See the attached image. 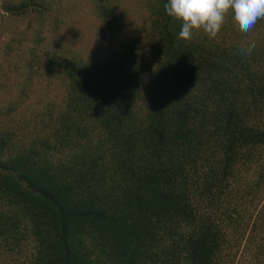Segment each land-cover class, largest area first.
<instances>
[{
    "label": "trees",
    "instance_id": "1",
    "mask_svg": "<svg viewBox=\"0 0 264 264\" xmlns=\"http://www.w3.org/2000/svg\"><path fill=\"white\" fill-rule=\"evenodd\" d=\"M86 1L0 0V264H264V20Z\"/></svg>",
    "mask_w": 264,
    "mask_h": 264
},
{
    "label": "clouds",
    "instance_id": "2",
    "mask_svg": "<svg viewBox=\"0 0 264 264\" xmlns=\"http://www.w3.org/2000/svg\"><path fill=\"white\" fill-rule=\"evenodd\" d=\"M165 11L181 24L179 38L191 41L194 33L203 32L215 39L231 14L241 32H251L264 20V0H168ZM256 45L251 42L242 55H250Z\"/></svg>",
    "mask_w": 264,
    "mask_h": 264
},
{
    "label": "rangeland",
    "instance_id": "3",
    "mask_svg": "<svg viewBox=\"0 0 264 264\" xmlns=\"http://www.w3.org/2000/svg\"><path fill=\"white\" fill-rule=\"evenodd\" d=\"M67 1V0H66ZM72 2H75L77 0H70ZM87 2L86 0H78L76 8H81L78 13L84 14L85 11H88V6H87ZM86 38V37H85Z\"/></svg>",
    "mask_w": 264,
    "mask_h": 264
}]
</instances>
